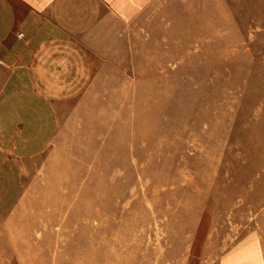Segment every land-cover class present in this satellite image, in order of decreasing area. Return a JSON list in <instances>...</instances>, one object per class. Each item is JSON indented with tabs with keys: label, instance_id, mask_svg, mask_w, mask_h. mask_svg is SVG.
<instances>
[{
	"label": "rangeland",
	"instance_id": "rangeland-1",
	"mask_svg": "<svg viewBox=\"0 0 264 264\" xmlns=\"http://www.w3.org/2000/svg\"><path fill=\"white\" fill-rule=\"evenodd\" d=\"M120 33L0 216V264L264 260V0H149Z\"/></svg>",
	"mask_w": 264,
	"mask_h": 264
},
{
	"label": "crops",
	"instance_id": "crops-1",
	"mask_svg": "<svg viewBox=\"0 0 264 264\" xmlns=\"http://www.w3.org/2000/svg\"><path fill=\"white\" fill-rule=\"evenodd\" d=\"M148 3L0 0V216L54 142L60 110L88 84L93 54L107 53L109 38L123 35ZM258 252L249 242L226 263L264 264Z\"/></svg>",
	"mask_w": 264,
	"mask_h": 264
}]
</instances>
